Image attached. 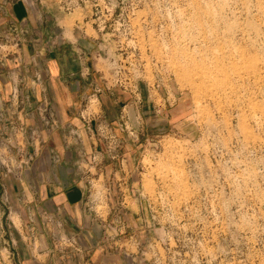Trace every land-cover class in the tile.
Segmentation results:
<instances>
[{
	"label": "rangeland",
	"instance_id": "374dc122",
	"mask_svg": "<svg viewBox=\"0 0 264 264\" xmlns=\"http://www.w3.org/2000/svg\"><path fill=\"white\" fill-rule=\"evenodd\" d=\"M20 1L37 23L8 19ZM0 16L4 44L36 43L35 30L45 47L71 41L102 77L92 94L104 87L140 99L135 116L124 108L103 122L95 97L81 95L76 122L86 139L87 130L98 137L96 157L79 131L54 117L63 147L69 139L77 146L71 182L84 189L86 216L76 228L62 212L39 211L56 260L83 264L93 256L77 229L120 264H264V0H0ZM168 91L183 99L187 116L149 130L166 121L149 115L147 102ZM53 102L43 104L55 110ZM38 131L29 130L30 139ZM1 138L2 131L0 264H21V240L34 250L47 244L37 226L18 235L20 209L28 225L37 216L33 200L6 180L19 182L35 154ZM49 152L58 165L61 153Z\"/></svg>",
	"mask_w": 264,
	"mask_h": 264
},
{
	"label": "crops",
	"instance_id": "0c3cea01",
	"mask_svg": "<svg viewBox=\"0 0 264 264\" xmlns=\"http://www.w3.org/2000/svg\"><path fill=\"white\" fill-rule=\"evenodd\" d=\"M7 15L12 21L28 20L31 24L37 23L40 18L24 1L10 8ZM6 21V16H0V34L3 33L5 26L3 24ZM33 36L30 40L36 43H27L17 48L4 44L0 40V131L3 133L1 142L12 148H25L27 152L33 150L35 154L31 161L32 170L21 175L19 182L10 179L11 177L16 179L14 175L9 178L10 180H6V184L11 182L18 192L23 190V195L33 200L29 206L37 216V220H34V225H28L27 209L26 207L20 209L21 230L17 233L21 237H24L21 234H24L28 226H37V232L41 233L44 223L38 218L39 211L43 209L50 212H62L65 215V224L71 227L76 226V228L81 226V221L86 217L82 204L84 189L80 182H71L74 177L72 163L76 153L75 149H77L75 141L69 139L67 141L69 149L63 147L58 128L45 127L41 121L42 115L36 107L45 103V100H53L56 116L65 121L60 123L61 126L70 124L79 131L82 137L81 146L83 145L87 154H95L96 157L98 137L96 138L87 130L90 136L86 139L82 134L83 129L76 122L83 98L81 95L95 97L100 108L97 117L101 121L104 120L103 122H109L114 117L117 119L119 112L124 108H128L131 111L130 114L135 116L140 100L137 94H124L104 87L102 90H97L99 93L92 94L94 87L97 88L98 83L103 84V81L95 70L96 64L91 57L78 58L76 52L79 53L81 49L73 46L71 41L57 40L53 47H45L42 31L35 30ZM156 98L159 102L151 103L150 100L147 102L148 113L153 114L154 117L163 116L166 122L159 127H156V124H149L151 125L148 127L149 130L165 129L168 126L174 128L187 116L182 110L184 101L178 95L173 94L172 96L168 91L166 95L159 94ZM26 99H29L30 103ZM32 128L39 130V133L37 132L39 137L30 139L29 130H33ZM51 147L62 155L58 165L54 163L52 165L50 160L49 148ZM36 179H38L36 188L32 189L30 184ZM99 227L98 221L92 223V231L97 238L100 236ZM27 231H25L26 235ZM75 231L80 242L89 250L88 252L84 249L87 250L85 255H88L90 251L93 252V256L89 259H83V264H96V261L98 264L121 263L114 255L102 251L100 246L91 247L88 244L89 240L84 239L86 236L83 232L77 229ZM43 232L39 235V241L47 244L42 245L43 251L41 248L34 250L24 240H21V243L26 244H24L23 255L20 258L21 264H63L59 259L56 260L55 252L49 251V234L44 229Z\"/></svg>",
	"mask_w": 264,
	"mask_h": 264
},
{
	"label": "built area",
	"instance_id": "2783aa9c",
	"mask_svg": "<svg viewBox=\"0 0 264 264\" xmlns=\"http://www.w3.org/2000/svg\"><path fill=\"white\" fill-rule=\"evenodd\" d=\"M39 108L42 112L39 110ZM37 110L42 115L41 121L45 127H56V125H54L56 123L54 122V117H57L55 110H53L51 107L47 108L45 104H39L37 106Z\"/></svg>",
	"mask_w": 264,
	"mask_h": 264
}]
</instances>
